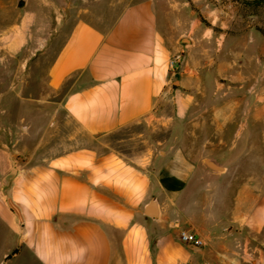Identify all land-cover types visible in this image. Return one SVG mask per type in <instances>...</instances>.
<instances>
[{
    "label": "crops",
    "instance_id": "crops-1",
    "mask_svg": "<svg viewBox=\"0 0 264 264\" xmlns=\"http://www.w3.org/2000/svg\"><path fill=\"white\" fill-rule=\"evenodd\" d=\"M32 3L0 1L15 57L0 64V264H264V112L236 125L218 79L236 81V59L171 71L190 42L165 37L166 0H131L105 28ZM142 120L168 127L157 152L133 161L103 140ZM198 144L228 147L236 171L220 152L199 162Z\"/></svg>",
    "mask_w": 264,
    "mask_h": 264
},
{
    "label": "rangeland",
    "instance_id": "rangeland-1",
    "mask_svg": "<svg viewBox=\"0 0 264 264\" xmlns=\"http://www.w3.org/2000/svg\"><path fill=\"white\" fill-rule=\"evenodd\" d=\"M44 1L45 9L51 8V4L56 8L63 1L66 10L105 28L113 21L119 9L131 0ZM40 2L41 0H33L32 4H36L37 7L40 6ZM166 2L171 15L163 27L165 37L175 45L184 42L183 36L190 42V45L183 47V51H177L175 54H180V58L196 57L215 62L236 59V81L230 79L228 75L218 76L220 83H223L220 85L222 91H231L236 87L234 100L236 125L244 122L245 112L249 108L264 112V0H166ZM15 17L13 16L12 21H15ZM10 21L6 19V23ZM11 58L12 55L0 48L1 65ZM226 70H232V67H227ZM1 73L7 76L9 68L2 67ZM163 103L165 104L163 111L170 112V101L164 100ZM208 118L211 121L210 114ZM158 122L153 120L148 124L142 120L116 130L103 140L124 157L138 161L149 155L150 151L157 152L162 148L158 141L166 139L168 127ZM252 122L257 125V135L260 136L261 129L264 128V117L260 116ZM227 134L231 137L232 130L226 132ZM214 135V132L209 131L206 137L214 138ZM205 138L202 135L200 140L203 141ZM198 145L190 149H196L195 152H198L196 158L199 162L204 156L220 152L224 154V161L230 165V170L236 171V156L228 147L207 148ZM235 181L238 183L240 179L236 178Z\"/></svg>",
    "mask_w": 264,
    "mask_h": 264
},
{
    "label": "built area",
    "instance_id": "built-area-1",
    "mask_svg": "<svg viewBox=\"0 0 264 264\" xmlns=\"http://www.w3.org/2000/svg\"><path fill=\"white\" fill-rule=\"evenodd\" d=\"M180 56H181L180 54H175L170 57L168 61V66L171 71H176V69L179 68ZM178 238L180 241L184 243L192 244L193 246L196 247H201L204 244L203 240L199 236L195 235L193 232L187 229L181 230L178 234Z\"/></svg>",
    "mask_w": 264,
    "mask_h": 264
},
{
    "label": "water",
    "instance_id": "water-1",
    "mask_svg": "<svg viewBox=\"0 0 264 264\" xmlns=\"http://www.w3.org/2000/svg\"><path fill=\"white\" fill-rule=\"evenodd\" d=\"M21 4H22V1H21ZM182 40H183L184 42H188V41H189V39H188L187 37H185V36L182 37ZM205 162H206V164H208V165L211 164V161H210L209 159H205Z\"/></svg>",
    "mask_w": 264,
    "mask_h": 264
}]
</instances>
